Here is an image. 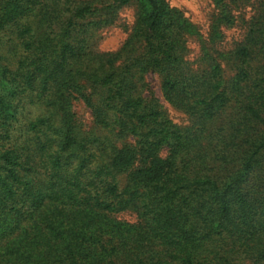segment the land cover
I'll list each match as a JSON object with an SVG mask.
<instances>
[{
	"label": "trees",
	"instance_id": "16d2710c",
	"mask_svg": "<svg viewBox=\"0 0 264 264\" xmlns=\"http://www.w3.org/2000/svg\"><path fill=\"white\" fill-rule=\"evenodd\" d=\"M234 1L214 0L218 25ZM139 3L99 51L91 0H0V264H264V0L216 51L229 78L187 58L166 0ZM149 71L191 124L143 95Z\"/></svg>",
	"mask_w": 264,
	"mask_h": 264
},
{
	"label": "rangeland",
	"instance_id": "374dc122",
	"mask_svg": "<svg viewBox=\"0 0 264 264\" xmlns=\"http://www.w3.org/2000/svg\"><path fill=\"white\" fill-rule=\"evenodd\" d=\"M166 1L192 26L191 31L186 36L187 58L196 63L204 52H208L220 64L224 77H231L234 71L232 63L218 57L216 51L229 50L237 42H240L250 17L256 12L262 0H236L230 3L231 12L235 17L232 26L218 25L219 12L214 0ZM91 5L90 19L102 21L98 27H95L89 43L99 51L118 50L136 21L141 8L139 0H132L122 5H118L116 0H91ZM94 8L97 9L94 10ZM215 25H218L221 30V38H217L219 34L215 33ZM143 82L146 84L143 95L152 94L161 109L174 123L182 126L191 124L190 118L185 112L165 100L161 91V79L155 72H147ZM88 87L91 86L88 85ZM72 108L83 124L89 125L91 123L90 112L83 101H74Z\"/></svg>",
	"mask_w": 264,
	"mask_h": 264
}]
</instances>
